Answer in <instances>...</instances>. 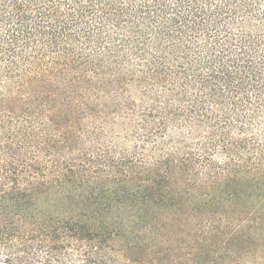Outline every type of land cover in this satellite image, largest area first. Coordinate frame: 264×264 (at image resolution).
Masks as SVG:
<instances>
[{
	"label": "trees",
	"instance_id": "16d2710c",
	"mask_svg": "<svg viewBox=\"0 0 264 264\" xmlns=\"http://www.w3.org/2000/svg\"><path fill=\"white\" fill-rule=\"evenodd\" d=\"M0 264H264V0H0Z\"/></svg>",
	"mask_w": 264,
	"mask_h": 264
}]
</instances>
